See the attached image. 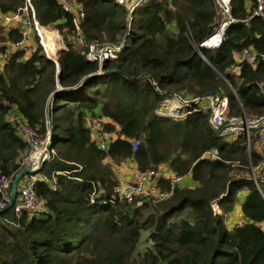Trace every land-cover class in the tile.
<instances>
[{
  "label": "trees",
  "instance_id": "1",
  "mask_svg": "<svg viewBox=\"0 0 264 264\" xmlns=\"http://www.w3.org/2000/svg\"><path fill=\"white\" fill-rule=\"evenodd\" d=\"M73 1L84 12L79 28L87 44H117L125 35L124 46L116 59L90 63L74 46L72 17L58 0H30L38 24L55 31L64 50L58 70L39 45L30 56L12 53L0 69V176L12 179L28 149L19 124L7 120L12 110L44 137L50 97L61 92L51 104L53 153L35 183L43 210L0 213V264H264V190L251 179L261 162L254 138L248 149L243 133L225 139L201 102L179 105L176 117L164 109L173 99L166 93L190 101L216 92L226 99L227 119L263 115L264 63L241 65L237 74L231 68L242 49L264 52V21L229 25L218 47L200 49L201 59L195 48L215 30L211 0H150L134 9L127 31L126 11L113 0ZM25 3L0 0V15L21 13ZM230 13L243 19L244 0H230ZM19 38L17 28L0 29V41ZM89 117L113 133L106 150L91 141ZM212 148L217 157H204ZM127 160L139 170L166 163L194 186L176 185L168 198L133 209L113 194V166ZM158 183L163 188L166 180ZM242 190L244 220L228 229L216 206L229 212Z\"/></svg>",
  "mask_w": 264,
  "mask_h": 264
},
{
  "label": "built area",
  "instance_id": "2",
  "mask_svg": "<svg viewBox=\"0 0 264 264\" xmlns=\"http://www.w3.org/2000/svg\"><path fill=\"white\" fill-rule=\"evenodd\" d=\"M25 1L26 3L21 9V13L12 15L13 22L17 23L20 38L16 41H0V60L3 65L6 64L10 55L16 51H22L25 56H30L35 53L36 47L39 45L44 55L54 63L56 70H58L59 65L57 59L50 54L42 40V34H52V32L38 24L30 0ZM113 1L117 6L123 7L126 11L125 27L127 31L130 17L134 9L144 5L150 0ZM211 2L214 10L215 30L195 48L201 59H203V57L201 56L200 49L211 50L218 47L222 43L224 33L229 25L237 22L247 24L254 18L264 21V0H244L245 16L241 20L233 19L230 13V0H211ZM58 3L62 11L70 14L72 17L73 44L76 48L84 50L83 54L88 62L97 63L101 66L106 61L116 59L117 53H119L124 46L125 35L117 44H106L102 46L87 44L82 38L79 28V22L84 17L82 6L73 0H58ZM7 20L9 21V18ZM31 34L36 38L35 45L28 43ZM258 62L264 63V52L256 54L250 48L242 49L234 56V66L231 68V72L237 74L239 66L247 65L253 67ZM204 100L208 101L207 122L210 126L215 127L224 121H228L219 132L221 136L232 138L243 133L247 149L249 147V137L254 138V145L261 156V162L256 166L255 172H251V179L259 190V184L262 185V187L264 186V114L252 118L227 119V103L224 97L218 96L215 98L214 106L211 105L209 99ZM167 114L171 117H176L174 110L167 109ZM17 123L19 124L18 129L20 133L28 144V149L19 162L20 170L24 167L36 170L39 168V162L46 161L49 159L50 153H53V150L45 153V146L48 138L47 133L44 137H41L36 129L29 127L25 123ZM241 123L244 125L241 126ZM87 126L90 131L91 141L94 142L99 149L106 150L113 138V133L104 127L101 119L96 117H89L87 119ZM138 143V139L131 140V149L134 150ZM203 156L208 159L216 158L217 151L212 148L205 151ZM65 173L68 174L69 172ZM129 173V179L124 180L117 177L113 187V194L117 200L126 204H131L140 200L155 205L157 202L168 198L174 187L179 185L180 181L184 178V176L172 173L163 178L159 175L157 169L150 168L139 170L134 164L129 168ZM42 179L44 178L40 172L33 175L26 174L20 179L17 185L16 199L11 207L16 215L21 213L34 215L43 210V200L35 192V183ZM160 179L166 180L165 187L163 188L159 186L158 182ZM11 180L10 177L0 176V208L5 207L8 202ZM53 189L55 188L53 187Z\"/></svg>",
  "mask_w": 264,
  "mask_h": 264
},
{
  "label": "crops",
  "instance_id": "3",
  "mask_svg": "<svg viewBox=\"0 0 264 264\" xmlns=\"http://www.w3.org/2000/svg\"><path fill=\"white\" fill-rule=\"evenodd\" d=\"M9 18V21L7 20ZM0 29L7 32L10 28H17V23L13 22L12 20V15H0ZM48 30V29H46ZM50 32H52V34H49V37L51 39V42L49 44V48L51 49V51L53 52V56L57 59L59 56V53H61L64 50V44L63 41L61 39V37L53 30H48ZM36 42V38L33 34H31L29 36L28 39V43L31 45H35ZM3 64L0 60V69L2 68ZM201 102V106L207 108L208 106V101L207 100H202ZM164 109H169V110H175L177 108H179V104L174 100H167L164 104ZM7 120L9 122H20L21 118L17 112V110L13 109L12 112L10 113V115L8 116ZM225 138V137H224ZM225 139H230V138H225ZM255 150L258 152L257 148L255 145H253ZM134 163L131 160H127V161H123L121 163H119L117 166H113L114 169V173L116 175V177L121 178V179H129L130 178V173H129V168L133 165ZM157 170L159 171V175H161L163 178L167 177L171 172L169 170V166L168 164H162L160 165ZM180 186H187V187H192L194 186V182L189 178V176H185L179 183ZM263 190H264V186H263ZM245 194V191L242 190L240 192H238L237 195V199L233 205V208L227 212V213H223L218 206H216V208L221 212V215L224 217V222L226 223L227 228H231L233 226L234 223H239L241 221H243V217L240 213V209H239V204L240 201L243 197V195ZM213 212L215 213L214 208H212ZM218 215L219 212H217ZM220 215V216H221Z\"/></svg>",
  "mask_w": 264,
  "mask_h": 264
},
{
  "label": "water",
  "instance_id": "4",
  "mask_svg": "<svg viewBox=\"0 0 264 264\" xmlns=\"http://www.w3.org/2000/svg\"><path fill=\"white\" fill-rule=\"evenodd\" d=\"M60 55V53H59ZM111 73H118L117 70H111L109 71ZM102 72H98L97 75H90L86 78H84L81 82V84L78 86L80 87L85 81H87L88 79L92 78V77H95V76H98V75H101ZM77 87V88H78ZM61 92L59 89L56 90V92L50 97V100H49V104H48V108H47V114H46V118H47V126H48V132H47V142H46V146H45V153H47L48 151L51 150V142H52V138H53V128H52V111H51V104H52V101L54 100L55 96L57 93ZM66 92H71V91H66ZM158 92V91H157ZM159 93V92H158ZM167 96H171L175 101H177L180 105H183V106H192L194 104H197L199 103L200 101L204 100V99H209L210 102H211V105L214 106L215 105V98L218 97V94L216 92H209V93H206V94H203L202 96H200L199 98H196V99H193V100H190V101H184L182 99H180L178 96L176 95H171L170 93H166ZM228 121H224L222 122L221 124L217 125V126H211L215 131H221L222 128L224 127V125L227 123ZM244 124L241 123V126H243ZM45 161H40L39 162V168L36 169V170H32L28 167H24L23 169H21L11 180V183H10V189H9V196H8V202L6 204L5 207L3 208H0V213L1 212H4L6 211L7 209L11 208L15 199H16V195H17V185L20 181V179L25 176L26 174H35V173H38L40 172L41 170V167L43 165ZM141 204V201L140 200H137L135 201L133 204H132V208H136L138 207L139 205Z\"/></svg>",
  "mask_w": 264,
  "mask_h": 264
},
{
  "label": "bare ground",
  "instance_id": "5",
  "mask_svg": "<svg viewBox=\"0 0 264 264\" xmlns=\"http://www.w3.org/2000/svg\"><path fill=\"white\" fill-rule=\"evenodd\" d=\"M42 40H43V43L45 44L47 50L50 52V54H53V52H52L53 50L51 51V49L49 48V44L51 42L49 34L48 33L42 34Z\"/></svg>",
  "mask_w": 264,
  "mask_h": 264
},
{
  "label": "rangeland",
  "instance_id": "6",
  "mask_svg": "<svg viewBox=\"0 0 264 264\" xmlns=\"http://www.w3.org/2000/svg\"><path fill=\"white\" fill-rule=\"evenodd\" d=\"M126 22V21H125Z\"/></svg>",
  "mask_w": 264,
  "mask_h": 264
}]
</instances>
